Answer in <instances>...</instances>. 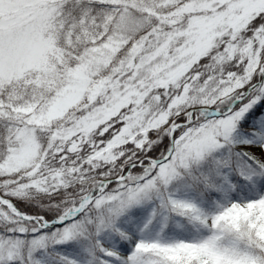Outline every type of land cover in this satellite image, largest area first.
Here are the masks:
<instances>
[{
  "label": "snow or ice",
  "instance_id": "obj_1",
  "mask_svg": "<svg viewBox=\"0 0 264 264\" xmlns=\"http://www.w3.org/2000/svg\"><path fill=\"white\" fill-rule=\"evenodd\" d=\"M0 264H264V0H0Z\"/></svg>",
  "mask_w": 264,
  "mask_h": 264
}]
</instances>
